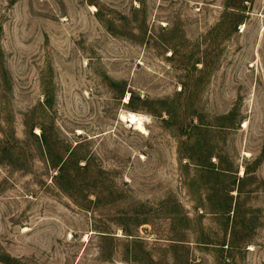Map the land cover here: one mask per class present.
Instances as JSON below:
<instances>
[{
    "label": "rangeland",
    "instance_id": "obj_1",
    "mask_svg": "<svg viewBox=\"0 0 264 264\" xmlns=\"http://www.w3.org/2000/svg\"><path fill=\"white\" fill-rule=\"evenodd\" d=\"M0 264H264V0H0Z\"/></svg>",
    "mask_w": 264,
    "mask_h": 264
},
{
    "label": "bare ground",
    "instance_id": "obj_2",
    "mask_svg": "<svg viewBox=\"0 0 264 264\" xmlns=\"http://www.w3.org/2000/svg\"><path fill=\"white\" fill-rule=\"evenodd\" d=\"M121 116V115H120ZM125 117V116H124ZM120 118V117H119ZM127 119V121L129 122H134L135 124L137 123L135 120H136V116L133 114V113H130L129 115H127L125 117ZM133 123V124H134ZM141 126V125H140ZM139 129V128H138Z\"/></svg>",
    "mask_w": 264,
    "mask_h": 264
}]
</instances>
